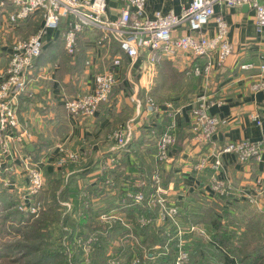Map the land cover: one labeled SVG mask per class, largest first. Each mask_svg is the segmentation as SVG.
<instances>
[{
  "label": "built area",
  "instance_id": "obj_1",
  "mask_svg": "<svg viewBox=\"0 0 264 264\" xmlns=\"http://www.w3.org/2000/svg\"><path fill=\"white\" fill-rule=\"evenodd\" d=\"M122 1L124 6L120 8L118 17L111 20L106 0H0L1 26L5 30L35 17L42 21L33 34L15 40L9 46L5 53L6 67L0 70V187L16 193L22 206H27L31 213H36L39 209L40 203L33 200L43 191L45 178L39 162H35L31 155L24 152L29 133L19 121L18 104L22 96L29 94L35 61L50 34L64 26L61 32L62 47L71 58L76 56L77 41L87 33L95 34L98 47L104 48L111 44L118 47V54L112 59L108 70L97 71L92 60L84 62V66L94 73L91 90H82L73 96L65 93L59 95L58 101L67 116L86 121L96 114L100 105L108 101L117 83L116 69L120 67L124 57L136 74L132 101L137 108L135 118L143 123L147 118L154 122L162 116L161 106L151 94V86L157 69L163 62L173 63L185 77L202 79L203 85L207 87L212 75L232 55L233 45L228 39L229 25L222 10L247 6L254 12L257 32L264 28V0H190L181 7L178 14L157 10L150 16L146 12L147 0ZM216 8L219 9L218 13ZM251 67L248 64L242 66V69ZM259 70L264 74V64ZM141 90L140 99L138 94ZM253 90H264V82L255 83ZM214 104L206 93L195 96L190 103L189 133L195 143L209 142L216 132L219 119L209 112ZM171 107L170 102L165 104L166 109ZM132 122L133 120L113 132L112 140L118 150L129 143ZM176 129L177 123L173 116L155 140L154 159L157 163H169L170 153L177 142ZM262 149L264 142L261 144L241 140L225 144L210 164L201 160L195 170L209 168L212 173L209 189H205L203 195L207 198L225 197L235 191L237 198L254 206L264 215V177L257 180L253 189L249 190L233 188L228 178H219L224 169L220 159L222 154H233L239 164H245L251 160L260 161ZM57 153V168L68 163L75 164L82 158L81 151L69 150L63 144L57 146ZM114 161L109 159L102 168ZM18 167L21 168L20 172H17ZM151 181L156 188L150 195L149 205L158 206L161 222H172L176 226L178 240L186 234L204 236V229L199 225L180 227L176 220L177 209L174 202L166 200L162 195L158 171L151 176ZM106 183L112 184L110 181ZM130 198L135 204L144 200L141 192H136ZM117 216L115 212L102 214L100 220H120ZM147 222L145 218L139 220L140 225ZM181 248L180 243L178 249L181 251Z\"/></svg>",
  "mask_w": 264,
  "mask_h": 264
},
{
  "label": "crops",
  "instance_id": "obj_2",
  "mask_svg": "<svg viewBox=\"0 0 264 264\" xmlns=\"http://www.w3.org/2000/svg\"><path fill=\"white\" fill-rule=\"evenodd\" d=\"M189 1L147 0L146 12L149 16L157 10L163 13L173 11L178 14L181 7L187 5ZM106 3L109 18L115 20L119 15L120 8L124 6L123 1L106 0ZM218 12L219 9L216 8V13ZM222 13L229 25L228 39L233 45L232 55L212 75L207 87L203 85L200 78L186 79L184 76L182 81L175 80L178 82L176 86H174L173 81L170 82L172 86L168 87L166 85L169 82L167 79L163 80V82L161 81L163 84H160L159 76H155L157 83L154 88V84L151 86V94L153 92L156 102L161 106L162 116L160 120L154 122L147 118L143 123H140L135 118L137 108L135 102L132 101V96L134 95L133 84L136 80V74L124 57L120 67L116 69L117 83L115 86L118 91L110 102L108 103L107 101L101 104L96 114L84 122L66 115L58 101L59 95L65 93L73 96L79 91H88L92 88V75L94 73L84 66V62L92 60L97 71H104L110 69L112 59L118 54L116 44H111L104 48L98 47L94 33H87L79 38L75 58L69 57L64 52L62 42H60L62 52L68 57V65L75 67L79 62L80 67L78 70L62 73L61 57L52 63L47 62L38 66L35 65L29 94L22 96L32 98V100H27L24 105H21L20 100L22 97L20 98L18 117L21 125L29 133V138L25 142L24 152L27 155H31L33 160L41 165L45 178L44 187L47 182L46 172H55L59 169L55 166L58 156L57 146L63 144L69 150L82 152L81 160L75 164H79V170L85 175L77 180L76 185L85 194L87 188L92 190L91 192H93L95 197L93 203L107 196L117 208H120L115 181L109 178L106 172L114 169L120 159L124 158L125 164L115 171L121 176L120 189L123 196L133 202L130 196L138 192L136 191V188H139L138 186L144 187L145 190L147 189L149 181L147 167L152 165V162H156L154 159L155 141L153 137L155 134L153 129L159 130L161 128L163 130L173 116L177 123V142L170 153L169 163L158 164L162 171L166 173L172 171L178 176L177 185L174 182H169L166 187L160 184L164 198L174 202V204L176 200H180L189 193L196 191L197 187L202 185L201 180L205 183L201 190L202 196H204L205 189H209L212 174L209 168L203 171L195 170L196 165L201 160H205L210 164L215 160V156L220 149L227 143L250 140L262 144L264 142V90L255 91L253 90V85L260 81L264 82V74L259 70V67L264 64V28L261 32H257L254 12L250 9L233 8L227 11L222 10ZM36 21L41 25V19L35 17L14 25L10 30H5L1 26L2 18L0 17V65H3L0 70L6 67L5 53L9 48L10 42L13 39L17 40L30 36L32 26ZM63 27L61 26L59 31L50 34L46 44L50 45L59 41V35L61 40L60 33L63 31ZM27 31H29L28 35L26 34ZM164 64H169L172 69L183 75L181 70L178 67H174L171 62H163L158 69ZM248 64L252 65V67L247 70L242 69V66ZM190 79H194L197 82L194 83L196 88L195 90L187 91L186 83ZM160 88H165L167 90L165 92L170 95H164ZM174 88L177 91L173 92ZM202 93H206L209 99L215 103L209 108V112L219 119V124L211 140L199 144L195 143L189 133L188 113L192 100L195 96ZM138 98H142V90L139 92ZM168 102L171 103L172 107L166 109L165 104ZM21 106H24L25 109H22ZM122 109H124L125 113H131L127 119L124 118ZM35 110H37V114ZM29 115L33 120L30 119ZM131 120L133 122L130 141L125 148L118 150L112 140V134L116 129L126 125ZM178 134L182 137L179 144ZM142 137L146 138V140H152V142L149 141L151 144L149 142L146 143L147 141L136 144V142L141 141ZM129 144L131 145L130 148L126 149ZM39 145L44 147L35 150ZM262 150L260 161L251 160L245 164H239L233 154H222L220 159L224 169L219 178H228L236 188L253 189L256 181L264 177V149ZM36 151L38 153L37 160L34 159ZM109 159H114V163H108L105 168H102ZM159 168H157L158 173H160ZM20 170L21 168L18 167L17 172H20ZM103 178H107L105 185L104 183L100 184ZM106 181H110L112 184L108 185ZM142 182L145 185H140ZM173 195H176V197L173 198ZM262 199L264 202V197ZM64 204L68 208L71 207L69 203ZM226 204L229 205L228 202ZM150 207L155 209V206ZM156 207L157 223L164 224L165 222L163 223L159 220V208L158 206ZM224 207L227 208L226 206ZM112 212H115L118 215L117 217L121 218L118 221H121L125 226L128 224L122 213H120L121 211ZM141 218L145 217H138V223Z\"/></svg>",
  "mask_w": 264,
  "mask_h": 264
},
{
  "label": "trees",
  "instance_id": "obj_3",
  "mask_svg": "<svg viewBox=\"0 0 264 264\" xmlns=\"http://www.w3.org/2000/svg\"><path fill=\"white\" fill-rule=\"evenodd\" d=\"M35 25L36 23L33 24V27ZM58 40L50 45L46 44V42L44 43L35 65L38 66L47 62L52 63L61 57L62 73L78 70L80 63L78 62L75 67L68 65V57L62 52L60 46V35ZM158 76L160 84H163L162 82L165 79L173 82L175 80L182 81L185 77L172 69L169 64H164L158 69ZM194 83H197L194 79H190L186 83L187 91L195 90ZM117 91L115 86L108 98V103ZM27 100H32V98L22 97L20 104L24 105ZM21 107L25 109L24 106ZM122 113L125 119L131 115L130 112L125 113L124 109H122ZM160 131H162L161 128L159 130L153 129L155 134L153 137L154 141ZM181 138V135L178 134V144ZM145 141H147L146 143L152 142V140H146V138L142 137L141 141L136 142V144ZM130 146L129 144L126 149H129ZM43 147V145H39L35 150ZM37 156L38 153L36 151L34 153L35 160H37ZM124 164L125 159L121 158L114 169L106 172L107 176L115 181L120 208H117L107 196L93 203L95 197L91 189L87 188L88 192L86 191V194L79 190L76 182L85 175L79 170V164L68 163L55 172H46L45 194L50 202L46 205L47 210L44 216L46 218L34 223V232L37 234V240L43 241L45 239L43 242L48 241L50 243L48 249L54 245L53 242L56 241L52 236L51 227L59 221L60 209H63L61 208L64 206L63 204L69 203L71 204L69 214L62 220V224L67 225L65 227L69 231L68 233L64 232L63 236L67 237L69 241H73L74 236L75 238L81 237V239L86 240L93 238L91 264H105L104 262L108 256L126 262L137 258L139 260L138 264H172L170 260L166 259L167 256H165L164 251L165 246H169L172 251L169 256L174 260V244L175 238L177 239L176 226L172 222L157 223V207L155 206V209H153L149 205L150 195L156 188L151 181V175L159 168V164L152 162V165L147 167L149 171L147 173L149 178L147 189L145 190L142 186L136 188V191L143 193L144 196V200L139 204H135L124 197L120 189L121 176L115 170ZM159 172L163 187H166L169 182L178 184V176L172 171L166 173L159 168ZM106 179H101L100 184L104 183L105 185ZM201 184L196 191L175 202L178 224L181 226L201 225L206 231V237L201 238L209 239L208 243H203L196 239L200 236L190 234L183 236L184 248L190 256L189 264H245V261L250 257L248 260L250 263L247 264H264V215L255 209L254 206L237 198L235 191L225 197L214 196V198H206L201 194L202 186L205 184L203 180H201ZM232 187L236 188L233 185ZM17 200L18 196L15 193L0 192V201L6 209H11L10 206L16 204ZM227 202L229 205L226 204ZM65 207L64 209L66 210ZM112 211H121L120 213L127 221L128 226L118 220L114 222L100 221V215L108 214ZM249 211H258L261 215L257 217ZM12 213L17 214L15 212ZM140 216H144L148 220L143 226L137 221ZM248 233L256 235L257 240L261 244L257 249L252 248L247 252L245 251V236ZM63 236L59 238V241H61ZM57 244L59 245V243ZM33 249L38 251L37 248H30L29 250ZM49 251L41 254L40 262L55 256L52 250ZM38 262L39 259H32L29 264H38Z\"/></svg>",
  "mask_w": 264,
  "mask_h": 264
},
{
  "label": "rangeland",
  "instance_id": "obj_4",
  "mask_svg": "<svg viewBox=\"0 0 264 264\" xmlns=\"http://www.w3.org/2000/svg\"><path fill=\"white\" fill-rule=\"evenodd\" d=\"M36 25L34 27L32 26L31 29L32 33L36 31L37 28L39 27L40 24L38 21H36ZM28 33L29 31H27L26 34L28 35ZM14 42L15 39H13L10 42L9 46ZM2 66L3 65H0V67ZM156 76H158V73H156ZM155 78H154L155 83H153L154 84L153 88L156 86L157 83ZM186 79L189 78L186 77ZM173 83L174 86H176L178 82L174 81ZM166 85L168 87L172 86L170 82H168ZM160 90L164 95L166 96L170 95L169 93L167 94V92H165L167 91L165 88H160ZM172 91L175 92L177 91V89L174 88ZM68 96H71V94H69ZM35 113L37 114V110H35ZM30 119L33 120L31 117ZM45 190L46 187H44L43 191L33 200V202L40 203L39 209L36 211V213H31L27 206H22V203L19 201V196L16 193L15 194L18 196V200L16 201V204L10 206L11 209H6L3 206V203L0 201V264H29V262L32 259L33 260L39 259L38 264H91L92 262L91 250H92V244L94 242L93 238H89L86 240V239H81V237L75 238L74 236L73 241H69L67 237L63 236L64 232L68 233L69 231V229L65 227L67 225L62 224L63 218H66L68 216L70 210V208H68V206L65 204L63 205L66 206L65 207L66 210L64 209V206L62 207L60 206L63 209H60L61 213H60L59 221H57L51 227L52 236L55 239V241L59 243V245L56 242L52 241L54 245L48 249L50 245L48 241L43 242L45 239L43 241L37 240V234L34 232V223H36L37 221L43 218H46L44 217L47 210L46 205L49 204L50 202L45 194L46 193ZM1 191L11 193L10 191H7L6 189L0 187V192ZM175 197L176 195H173V198ZM12 212H15L17 214H13ZM250 213L252 215L254 214L257 217H260L261 215L258 211L256 212L251 211ZM180 227L182 226L180 225ZM201 227L204 229L205 235L197 237L196 239L203 243H208L209 239L201 238V237H206L205 228L203 226ZM177 231L178 229L176 228L175 229L176 236H177ZM187 235L189 234H186V236ZM190 235H197V234H190ZM62 236L63 238L61 239V241H59V238H61ZM180 243L182 245L181 251L178 249ZM184 244H185L184 239L178 240V237L177 239L175 238L174 260L169 256L172 252L171 249L169 248V246H165V251H164L166 254L165 256H167L166 257L167 260H170V263L189 264L190 256L188 251L185 250ZM260 244L261 243H259V241L257 240L256 235H253V233L246 234L245 251L248 252V250L252 248L257 249ZM30 248H37L38 251L40 252L36 251V249L30 251L29 250ZM49 250H52L55 256L46 258L40 262V258L42 257L41 254L44 252H50ZM183 253L185 255H183ZM250 258H248V260ZM248 260L245 261V264L250 263V261ZM138 262L139 260L137 258L133 259L130 262H126L108 256L106 257V261L104 263L105 264H138Z\"/></svg>",
  "mask_w": 264,
  "mask_h": 264
},
{
  "label": "water",
  "instance_id": "obj_5",
  "mask_svg": "<svg viewBox=\"0 0 264 264\" xmlns=\"http://www.w3.org/2000/svg\"><path fill=\"white\" fill-rule=\"evenodd\" d=\"M242 8H243L244 10H247V9H248V7H247V6H243Z\"/></svg>",
  "mask_w": 264,
  "mask_h": 264
}]
</instances>
